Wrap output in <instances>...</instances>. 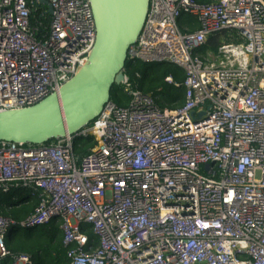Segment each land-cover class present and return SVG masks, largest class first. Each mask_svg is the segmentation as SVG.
<instances>
[{"label": "built area", "instance_id": "1", "mask_svg": "<svg viewBox=\"0 0 264 264\" xmlns=\"http://www.w3.org/2000/svg\"><path fill=\"white\" fill-rule=\"evenodd\" d=\"M46 1L51 15L0 0V112L58 93L92 51L90 1ZM127 59L182 69L183 106L159 107L123 69L125 106L110 96L90 124L43 144L0 141V192L37 198L20 227L58 224L67 264H264V0H148ZM10 224L0 216V264H33L7 249Z\"/></svg>", "mask_w": 264, "mask_h": 264}, {"label": "water", "instance_id": "2", "mask_svg": "<svg viewBox=\"0 0 264 264\" xmlns=\"http://www.w3.org/2000/svg\"><path fill=\"white\" fill-rule=\"evenodd\" d=\"M89 1L96 38L85 64L58 93L27 109L0 112V141L39 145L73 135L98 116L112 88L121 84L127 52L142 29L148 0ZM38 4L52 14L46 0Z\"/></svg>", "mask_w": 264, "mask_h": 264}, {"label": "trees", "instance_id": "3", "mask_svg": "<svg viewBox=\"0 0 264 264\" xmlns=\"http://www.w3.org/2000/svg\"><path fill=\"white\" fill-rule=\"evenodd\" d=\"M38 18L39 14L36 13L32 19L33 22L37 23L42 20H38ZM48 20L46 18L43 23L46 25ZM179 22L180 25H186L191 30L196 28L195 21L189 17H185ZM227 34V32L223 31L210 36L206 43L197 51L198 54L205 55L208 51L215 53L223 41H228ZM124 69L129 83L141 92L151 95L159 107L173 109L183 106L184 89L180 85L185 80V74L182 69L168 63L152 64L151 66L143 63L132 65L128 59L125 62ZM169 76L172 78L173 83L179 84L178 87L165 82V78ZM120 92L121 86L115 85L111 91V99L118 106H125L126 98ZM91 146V137L75 145V157H82ZM5 196V194L0 192V216L11 221L5 236V244L11 255H27L31 258L33 264H67L62 231L55 222L41 225L32 231L26 230L23 233H18L21 229L20 223L33 213L34 207L37 205L36 196L32 195L30 190H25V198L22 199L24 201L22 205L18 203L19 201H8L5 204L6 208H4L1 205L5 202L3 199ZM30 203H32V206H29ZM9 209L12 212H9ZM83 230L93 246H96L98 239L92 233L90 227H84Z\"/></svg>", "mask_w": 264, "mask_h": 264}, {"label": "crops", "instance_id": "4", "mask_svg": "<svg viewBox=\"0 0 264 264\" xmlns=\"http://www.w3.org/2000/svg\"><path fill=\"white\" fill-rule=\"evenodd\" d=\"M6 196H5V198L3 197V199H4V203L1 205L2 207H4V208H6L5 207V204L6 203H8V201H19L18 203L20 204V205H22L23 203H24V201H22V199L23 198H25L24 197V191H19V192H12V194H5ZM7 197H8V200H7ZM7 200V201H6ZM26 201V200H25ZM36 203V202H35ZM28 205V204H27ZM29 206H32V203H30V205ZM8 210V209H7ZM9 212H12V210L11 209H9Z\"/></svg>", "mask_w": 264, "mask_h": 264}, {"label": "rangeland", "instance_id": "5", "mask_svg": "<svg viewBox=\"0 0 264 264\" xmlns=\"http://www.w3.org/2000/svg\"><path fill=\"white\" fill-rule=\"evenodd\" d=\"M233 43H234V42H233ZM7 200H8V197H7ZM7 200H6V201H7ZM25 231H26V229H24V228H21V229L19 230V232H18V233H21V232L23 233V232H25Z\"/></svg>", "mask_w": 264, "mask_h": 264}, {"label": "clouds", "instance_id": "6", "mask_svg": "<svg viewBox=\"0 0 264 264\" xmlns=\"http://www.w3.org/2000/svg\"><path fill=\"white\" fill-rule=\"evenodd\" d=\"M8 194H11V193H8ZM21 228V227H20Z\"/></svg>", "mask_w": 264, "mask_h": 264}, {"label": "bare ground", "instance_id": "7", "mask_svg": "<svg viewBox=\"0 0 264 264\" xmlns=\"http://www.w3.org/2000/svg\"><path fill=\"white\" fill-rule=\"evenodd\" d=\"M159 64H161V63H159Z\"/></svg>", "mask_w": 264, "mask_h": 264}]
</instances>
